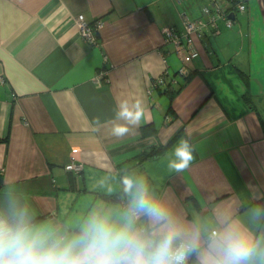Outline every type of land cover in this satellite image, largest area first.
<instances>
[{
  "label": "crops",
  "instance_id": "crops-1",
  "mask_svg": "<svg viewBox=\"0 0 264 264\" xmlns=\"http://www.w3.org/2000/svg\"><path fill=\"white\" fill-rule=\"evenodd\" d=\"M215 2L0 0V214L23 209L71 234L95 209L125 208L123 178L142 176L202 246L230 221L264 236L253 217L264 208V0H245L231 29ZM81 15L105 24L98 46L82 39ZM187 20L206 25L195 59L164 33L184 36ZM121 101L144 115L117 138ZM181 139L195 152L177 173L167 164Z\"/></svg>",
  "mask_w": 264,
  "mask_h": 264
},
{
  "label": "clouds",
  "instance_id": "clouds-1",
  "mask_svg": "<svg viewBox=\"0 0 264 264\" xmlns=\"http://www.w3.org/2000/svg\"><path fill=\"white\" fill-rule=\"evenodd\" d=\"M139 102L121 101L111 135L122 138L140 123ZM96 130L101 127L95 121ZM195 147L181 139L167 167L177 173L188 169ZM128 196L123 209L101 207L91 211L71 234L51 223L37 224L26 210L12 208L0 214V264H187L196 254L199 264H264V236H254L238 221L226 222L202 246L201 231L189 230L156 198L144 177L123 178ZM141 217L147 224L141 225ZM253 217H264L256 208Z\"/></svg>",
  "mask_w": 264,
  "mask_h": 264
},
{
  "label": "built area",
  "instance_id": "built-area-1",
  "mask_svg": "<svg viewBox=\"0 0 264 264\" xmlns=\"http://www.w3.org/2000/svg\"><path fill=\"white\" fill-rule=\"evenodd\" d=\"M223 0H216V2L213 4V7H215L219 11V18H223L227 24V27L231 29L233 27V22L229 18L231 13L233 11L237 10L239 12H245L247 6L245 5V0H225L227 9L222 6ZM225 9V11L223 10ZM210 10L206 9L205 14L209 15ZM214 21V27H216L215 20ZM77 24L79 25V32L84 40V42L89 46H98L100 42V34L103 28L105 27V24L103 21L97 20L93 22H87L85 16L81 15L77 19ZM206 30V25L203 23L202 20H197V21H191L187 20L186 22V30H185V35L180 36L178 33L175 32L174 29H165V34L166 37L168 38V41L171 42L172 44H175L177 46V50H188L189 55L192 58H197L198 52L195 48L194 44V38L195 37H200L203 38L205 35ZM186 69L182 70L183 75H187ZM104 80V75H99L97 76V81L101 83ZM167 84V81L163 79H158L155 81L152 90L164 87ZM66 170L69 172H74L76 174H80L83 170L80 165L76 164H71L66 167ZM190 260V257L188 259V262ZM187 262V263H188Z\"/></svg>",
  "mask_w": 264,
  "mask_h": 264
},
{
  "label": "trees",
  "instance_id": "trees-1",
  "mask_svg": "<svg viewBox=\"0 0 264 264\" xmlns=\"http://www.w3.org/2000/svg\"><path fill=\"white\" fill-rule=\"evenodd\" d=\"M164 149L162 148V149H159V150H155V151H153L151 154H152V157H155V156H157V155H160L161 153H163L164 151H163Z\"/></svg>",
  "mask_w": 264,
  "mask_h": 264
}]
</instances>
